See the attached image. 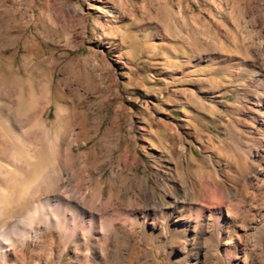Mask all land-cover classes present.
<instances>
[{
  "label": "rangeland",
  "instance_id": "374dc122",
  "mask_svg": "<svg viewBox=\"0 0 264 264\" xmlns=\"http://www.w3.org/2000/svg\"><path fill=\"white\" fill-rule=\"evenodd\" d=\"M246 64L264 71V0H0V235H12L0 264H178L170 235L125 228L117 262L113 239L105 259L88 254L42 214L72 220L57 211L70 184L109 215L140 212L146 193L168 199L232 163L221 149L252 144L253 95L264 98ZM40 204L37 234L18 241Z\"/></svg>",
  "mask_w": 264,
  "mask_h": 264
},
{
  "label": "bare ground",
  "instance_id": "6f19581e",
  "mask_svg": "<svg viewBox=\"0 0 264 264\" xmlns=\"http://www.w3.org/2000/svg\"><path fill=\"white\" fill-rule=\"evenodd\" d=\"M254 56L259 58L258 53L254 52ZM246 66L252 71L249 84L264 87L263 69L254 67V64ZM253 96L258 113L251 119L252 126L247 131L254 137L252 144L248 146L239 142L236 145L229 141L225 142L226 147L221 146V149L219 146L226 156L230 154L232 163L214 165L211 169L210 165L203 167L200 181L179 183L168 199L153 191L146 193L140 212H128V209L116 206L114 213L109 215L110 204L102 201V195L95 197L86 192L79 196L81 187L70 184L67 197L58 200L57 211L70 212L72 220L65 217L60 222L50 214H42L47 227L55 228L64 243L70 240L81 242L79 249L89 243L88 254L96 250L104 259L107 245L113 239V256L117 262L127 257L131 247L130 240L123 236L124 229L138 226L145 236H155V240L168 239L170 235L169 242L178 264H253L258 254H262L264 236V217L261 216L264 210V98L257 93ZM235 123L238 125V121ZM258 149H262V153ZM206 161L210 164L213 157L208 154ZM44 206L48 207L40 204L26 216L27 231L16 233L14 230L12 234L18 235V241L33 235L34 223L41 218L40 214L46 209ZM193 223L196 233L190 235ZM118 224L122 228L118 229ZM10 235L9 232L1 234L0 244L9 242ZM11 250V247L2 249L0 245V256L5 258ZM78 256L84 255L79 252ZM90 257L96 264H102L95 254ZM149 258L154 262L151 256ZM2 263L7 262L3 260ZM124 264H128L127 261Z\"/></svg>",
  "mask_w": 264,
  "mask_h": 264
}]
</instances>
